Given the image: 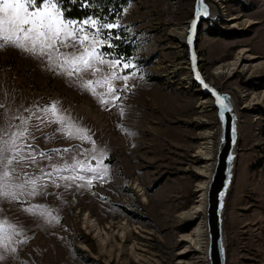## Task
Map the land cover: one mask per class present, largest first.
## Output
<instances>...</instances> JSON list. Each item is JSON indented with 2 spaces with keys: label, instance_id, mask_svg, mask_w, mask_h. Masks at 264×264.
Returning a JSON list of instances; mask_svg holds the SVG:
<instances>
[{
  "label": "rangeland",
  "instance_id": "obj_1",
  "mask_svg": "<svg viewBox=\"0 0 264 264\" xmlns=\"http://www.w3.org/2000/svg\"><path fill=\"white\" fill-rule=\"evenodd\" d=\"M206 3L214 16L202 24L197 37L199 68L208 82L230 93L240 109L237 165L224 210L226 264H264V105L256 102L264 94V70L230 76L214 73L241 50L254 56V62H264V0ZM193 5L194 0H129L115 21L132 38L134 54L125 58L98 47L111 53L106 59L122 57L132 65L118 71V76L131 75L127 81L112 80L113 69L107 64L98 65L101 71L95 75L81 74L84 81L98 82L94 87L100 95L47 70L39 58L12 46L0 47V103L5 106L0 113L8 110L28 118L34 137L29 142L39 150L72 149L62 155L83 158L86 166L89 161L95 166L91 157L102 153L108 166L105 178L90 185L75 181L65 188V181H57L61 187L49 184L47 194L0 200L4 254L0 264H106L81 247L96 246L81 226L84 214L102 227L110 222L141 227L135 238L144 247L143 264H181L200 255L182 260L177 255L183 248L180 236L201 220H181L180 214L199 195L196 186L202 178L197 173L205 160L196 153L202 134L211 133L215 151L219 135L212 100L196 94L198 88L191 82L185 40L180 46L171 32L187 27ZM211 24L228 36L208 34ZM109 85L116 91L109 93ZM101 96L108 103L102 104ZM203 100H209L204 112ZM52 102L78 127L87 129L96 152L92 143L68 138L58 131V124L49 122L43 109ZM27 172L38 174L35 166ZM84 175L87 180L91 173ZM135 182L144 197L133 187ZM29 205L43 206L52 221L30 215Z\"/></svg>",
  "mask_w": 264,
  "mask_h": 264
},
{
  "label": "snow or ice",
  "instance_id": "obj_2",
  "mask_svg": "<svg viewBox=\"0 0 264 264\" xmlns=\"http://www.w3.org/2000/svg\"><path fill=\"white\" fill-rule=\"evenodd\" d=\"M119 27L121 26L115 21V17L112 22L104 21L102 17H85L81 20L66 18L61 0H0V47L12 46L41 59L47 70L70 79L73 84L79 83L93 95H100L94 87L98 82L84 81L81 74L95 75L101 71L98 65L107 64L113 69L112 80L127 81L131 75H117L118 71L132 67L129 62L122 57L106 59L111 53L99 50V47H114L111 43L103 45L101 40L120 39L114 31ZM105 83H108V77H105ZM114 91L116 89L109 85L108 92ZM100 102L108 103L102 96ZM220 103L227 107L223 99ZM4 107L0 103V109ZM43 111L50 116L49 122L60 126L58 131H62L68 138L92 143L93 151H97L87 129L78 127L71 116L65 115L55 102ZM30 139L34 137L28 129V118L10 114L8 110L0 113V200L17 201L24 194H47L49 184L54 188L61 187L57 181H65V188L72 187L75 181L90 185L94 179H104L107 175L108 166L103 163L105 157L102 153L91 157V160L96 161L95 166L91 165V161L86 166L83 158L62 155L72 152V149L44 152L35 148L29 142ZM32 166L36 167L38 174L27 172V168ZM84 173H91L90 178L86 180ZM26 211L30 215L47 217L49 222L53 219L51 213L41 205H29ZM18 227L22 230V226ZM3 259V249L0 248V260Z\"/></svg>",
  "mask_w": 264,
  "mask_h": 264
},
{
  "label": "bare ground",
  "instance_id": "obj_3",
  "mask_svg": "<svg viewBox=\"0 0 264 264\" xmlns=\"http://www.w3.org/2000/svg\"><path fill=\"white\" fill-rule=\"evenodd\" d=\"M210 16H214L213 9H211ZM233 19H236V17H232V20ZM232 27H236V24H233ZM186 28V25H182L171 31L172 35L178 39L180 46L184 44L183 42L187 33ZM253 59L254 56L249 54L247 50H241L237 53L233 61L218 67L214 73L216 75L226 74L227 76H230L237 72L253 73L258 70H264V62H254ZM189 86H192L191 82ZM195 91H197V89ZM232 101L235 106V112L239 122L240 109L237 108L236 100L234 98ZM256 102L264 105V94L259 97ZM207 103H209V100L201 101V108L203 112ZM252 104L253 102L249 103V105ZM202 138V145H200L196 153L197 157L205 160V163L201 166V168H199L197 173L202 178V181L196 186V190L199 195L194 205L189 210L180 214L181 220L195 219L197 217H201V220L188 233L180 236L179 243L183 245V248L177 254L180 257V260L187 255L194 256L196 253H199L200 255L190 261H180L181 264H208L206 242L207 223L205 215L206 190L214 166L213 158L215 156V150L211 146L210 140L212 139L210 132L203 133ZM133 187L142 197H144L137 182L133 184ZM81 226L83 230H85V233L91 236V239L93 238L96 242V246L89 244L81 245V247L94 258L100 259L106 264L110 263V261L115 262L114 264H143L145 262L146 258L143 257V254L141 253L144 247L142 248L140 243H138L135 238L136 235L138 236L141 234V227H133L127 222H119L116 225L110 222L106 226L102 227L94 219L91 220L87 214H84Z\"/></svg>",
  "mask_w": 264,
  "mask_h": 264
},
{
  "label": "water",
  "instance_id": "obj_4",
  "mask_svg": "<svg viewBox=\"0 0 264 264\" xmlns=\"http://www.w3.org/2000/svg\"><path fill=\"white\" fill-rule=\"evenodd\" d=\"M210 6L206 0H194L192 17L187 24L185 44L188 51L191 82L198 88L196 94L212 100L219 121V135L214 166L206 190L207 257L208 264H226L224 210L226 199L234 183L239 128L233 96L208 82L199 68L196 41L202 24L209 19ZM223 99L224 107L220 101Z\"/></svg>",
  "mask_w": 264,
  "mask_h": 264
},
{
  "label": "trees",
  "instance_id": "obj_5",
  "mask_svg": "<svg viewBox=\"0 0 264 264\" xmlns=\"http://www.w3.org/2000/svg\"><path fill=\"white\" fill-rule=\"evenodd\" d=\"M128 1L129 0H61V6L66 18L81 20L85 17H102L104 21L112 22L113 17L116 19L120 16ZM206 30L208 34L213 36H228L219 31L216 25L211 24ZM114 31L120 39L110 40L114 47L109 50L115 52L116 56L123 55L125 58L131 57L134 54L135 48L132 38H128V33L123 28L115 29ZM105 49L108 48L105 47Z\"/></svg>",
  "mask_w": 264,
  "mask_h": 264
},
{
  "label": "crops",
  "instance_id": "obj_6",
  "mask_svg": "<svg viewBox=\"0 0 264 264\" xmlns=\"http://www.w3.org/2000/svg\"><path fill=\"white\" fill-rule=\"evenodd\" d=\"M24 198L29 199L27 196H24ZM1 212V211H0Z\"/></svg>",
  "mask_w": 264,
  "mask_h": 264
}]
</instances>
